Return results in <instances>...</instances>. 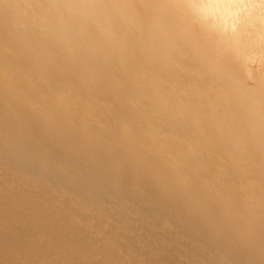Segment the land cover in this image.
Wrapping results in <instances>:
<instances>
[{
	"label": "bare ground",
	"instance_id": "bare-ground-1",
	"mask_svg": "<svg viewBox=\"0 0 264 264\" xmlns=\"http://www.w3.org/2000/svg\"><path fill=\"white\" fill-rule=\"evenodd\" d=\"M260 59L264 0H0V116L40 137L43 161L48 146L61 149L64 162L78 154L75 165L85 172L99 160L115 159L122 168L119 148L137 158L161 183L157 198L168 203V218L181 208L186 224H193V245L184 244L190 251L209 229L213 243L229 246L236 232L264 250V79L258 77L256 93L245 83L249 64ZM0 131V152L20 161L32 153L19 148L18 136ZM85 142L96 147L82 151ZM6 179L0 172V187L14 203L0 201V264H68L70 258L123 264L122 255L152 264L146 258L152 244L148 255L142 248L153 238L121 237L119 228L133 231L123 217L88 224L90 217L81 218L76 206L42 202ZM17 190L27 197L19 201ZM123 198L128 215H137ZM138 215L152 225H146L150 232L174 239L168 231L174 226ZM51 218L63 220L77 242L65 255L48 258L41 231ZM81 223L99 246L78 242Z\"/></svg>",
	"mask_w": 264,
	"mask_h": 264
},
{
	"label": "rangeland",
	"instance_id": "rangeland-1",
	"mask_svg": "<svg viewBox=\"0 0 264 264\" xmlns=\"http://www.w3.org/2000/svg\"><path fill=\"white\" fill-rule=\"evenodd\" d=\"M262 62V63H261ZM258 64V65H257ZM262 64V65H261ZM264 60L260 61L258 60L253 62L252 64H249L250 70V77L245 80V83L249 86V88L256 93L259 91V85H258V77L259 79H264ZM251 66V67H250ZM255 74V75H253ZM259 74V75H258ZM257 78H255V77ZM263 76V77H262ZM253 78V79H251ZM76 81H78L77 77L75 78ZM253 80V82H251ZM249 82V83H248ZM223 95V88L219 90L217 95ZM1 108V104H0ZM4 116H0V129H6L7 131L15 134L20 138L24 144H20L19 148L22 151H27V148L32 149L31 154L27 155V158L24 161H20V159L14 155H11L7 152H0V172H3L6 174L7 179L9 182H17L13 183L16 184L20 190L27 191L29 194L34 196L35 198L39 199L42 202H48L51 199H59L58 201H61L64 203L65 208L71 209V207L76 206L78 210L80 211V217H90L89 221L87 223L96 224L95 218H111L114 216H121L123 217V220H126V223L130 225L133 228V231H130L129 229L127 232L123 228H119L120 235L123 238L131 239L135 237V235H138L140 237H147V239L153 238V241L144 239L145 245L143 244V250L142 252L145 253V255H148L146 253H150L149 250H147L148 246L152 244L149 249L151 250V257L146 256L148 258V261H152V264L154 260L155 264H160L165 262L166 260L169 261L170 258H175V260L178 258L180 262H183V260H186L187 264H264V250H259L258 246L259 243H256V239L252 237V239L243 237L239 233H232L230 238V245L225 246V243L223 240L220 241V243H213L211 240V233L212 230L209 229L206 232L203 233L204 237L198 236L196 238V242L194 243L198 248L196 250L190 251V247L185 246L184 244L190 246L192 244V240L189 239L192 236L191 230L193 229V224H186V222L183 219L181 208H178L174 211H172L171 217L167 215V212L169 210L168 203H161L159 202V199L157 198L158 192L162 190V185L159 183V181L154 179L152 180L148 172L144 168V164L137 161L138 159L133 156H128L127 151L119 148V154L122 156L123 165L122 168L119 166V164H115V159H109V160H99L93 163L91 167L87 169L85 172L81 165H75V159L78 156V154L72 155L69 160L64 162L62 155H61V149H58L56 151H52V148L48 146L45 149L46 158L45 161L41 160L39 156V144H40V137L35 136L31 133H28L26 130H23L21 132L18 131L16 126L7 120H4ZM57 123V122H56ZM63 121L60 120L58 124H62ZM84 123H80L79 131L80 133H84V130L82 128V125ZM2 133L0 131V142L2 141ZM63 137V136H62ZM96 145L92 144L90 142L83 143L79 148L82 151H91L93 148H95ZM1 148V147H0ZM101 148L105 150V143H102ZM121 150V151H120ZM123 150V151H122ZM126 152V153H125ZM124 154V155H123ZM134 158V159H132ZM132 159L131 161H129ZM137 159V160H136ZM121 160V161H122ZM127 160V162H126ZM113 161V162H112ZM134 161V162H133ZM137 163H136V162ZM20 163V168H13L14 163ZM133 162V163H132ZM63 163L65 168L69 170V172L66 174L65 172H62L63 170ZM79 164H82V162H78ZM112 163V164H111ZM130 164V166H129ZM126 165V166H125ZM109 166V167H108ZM141 166V167H140ZM105 169H101V168ZM108 169H107V168ZM129 171H126L128 170ZM133 169V170H132ZM141 171V172H140ZM134 172V173H133ZM140 173V176H139ZM59 174V175H58ZM69 175V176H68ZM119 177V178H118ZM140 177V178H139ZM136 178L143 183H139ZM119 179V185H117ZM2 184V183H1ZM3 185H10L3 184ZM10 187V186H9ZM145 188L146 194H143L141 188ZM17 190L16 196L18 200H22V198H26L27 195H25L22 191ZM8 190L4 188L3 186L0 187V198L3 203V205L10 206L13 204L14 199L10 197V199L6 198L5 192ZM16 191V190H15ZM174 193V190H171L170 196ZM5 195V198H4ZM126 197L128 202L130 203L131 207L134 208L131 212L137 213L133 216H129L128 212H126V209L124 206H127L123 197ZM21 204V203H20ZM65 210V209H64ZM21 211L23 208H21ZM35 212V211H34ZM138 214L148 215H154L155 218H158L161 224L165 225L166 228L169 226H174L176 229H169L170 236L168 239H163L165 235H162V233L155 231V229H151V232L149 231L150 228H152V225L146 224L148 227H146L145 223L141 221L140 223V217ZM48 216V215H47ZM134 216H136L134 218ZM132 217V219L130 218ZM128 220V221H127ZM135 220V221H134ZM82 222V221H81ZM60 223V224H59ZM59 223L57 220L50 219L49 223L46 224L45 228L42 229V239L44 242V247L41 250L43 254L48 257L52 258L55 255H65L67 251L71 250L75 246V242H77L76 239H74L69 233L65 230L66 228H63V220H59ZM142 225H145L142 227ZM129 226V228H131ZM186 226V229H185ZM146 230H145V228ZM142 228V230H141ZM148 228V232L147 231ZM79 229L81 230V235L78 236L79 240L78 242L92 245L94 247L99 246V242L96 239L90 238L87 235L90 234V226L86 223H81L79 226ZM132 230V229H131ZM144 230V231H143ZM154 230V231H153ZM175 230V232H174ZM130 231V232H129ZM172 231V232H171ZM133 232V233H132ZM147 233V234L143 233ZM153 232V235H152ZM157 232V233H156ZM178 232V234L183 235L182 239L177 237L179 240V243L183 245H180L179 243L176 244L177 238L172 233ZM131 233L129 236L128 234ZM154 233H156L154 235ZM132 234H135L132 237ZM159 234V235H158ZM172 234V235H171ZM163 237H162V236ZM180 235V236H182ZM151 236V238H149ZM160 236V238L158 237ZM131 237V238H130ZM155 237V238H154ZM157 237V238H156ZM162 237V238H161ZM188 240H187V238ZM233 237V238H232ZM24 239H27L26 236L23 235ZM1 239V238H0ZM154 239L156 241V246ZM158 239L160 241H158ZM163 239V241H161ZM232 239V240H231ZM165 240V241H164ZM190 240V242H189ZM167 241V242H166ZM181 241V242H180ZM188 241V243H187ZM6 244H8L7 240H3ZM162 242H164V249L165 251H170L168 248L170 247L173 251L164 253L162 252L163 247H161ZM242 242V244H241ZM135 243V241H134ZM168 243V244H167ZM170 243V244H169ZM174 243L177 250L182 253V255L179 253L177 254V251L175 250V247H172ZM256 243V244H255ZM160 244V246L158 245ZM167 244V245H166ZM64 245V246H63ZM137 245V244H136ZM171 245V246H168ZM181 247H179V246ZM243 245V246H242ZM178 246V247H177ZM242 246V247H241ZM162 248L160 250V248ZM167 247V248H166ZM188 250H187V248ZM158 250V255H155V251L152 250ZM182 250H180V249ZM168 249V250H167ZM153 251V252H152ZM260 251V252H259ZM176 252V253H175ZM156 253V254H157ZM161 253H164L160 255ZM175 253V254H173ZM172 254L174 257H169ZM154 255V256H153ZM169 255V256H167ZM180 255V257H178ZM150 258H152L150 260ZM59 259V257H58ZM171 259L170 261L172 264L175 263V260ZM177 261V264H180V262ZM122 262L123 264H136L135 260L132 258L127 257L126 255H122ZM171 262H165L163 264H171ZM174 262V263H173ZM185 262V261H184ZM183 262V264H185ZM68 264H89L88 262H83L78 259L70 258ZM182 264V263H181Z\"/></svg>",
	"mask_w": 264,
	"mask_h": 264
}]
</instances>
